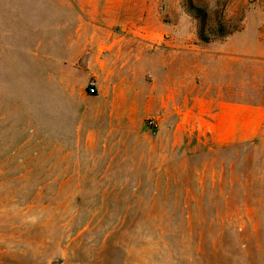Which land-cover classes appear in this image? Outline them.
<instances>
[{"label":"rangeland","instance_id":"1","mask_svg":"<svg viewBox=\"0 0 264 264\" xmlns=\"http://www.w3.org/2000/svg\"><path fill=\"white\" fill-rule=\"evenodd\" d=\"M120 1L102 74L0 0V264H264V0Z\"/></svg>","mask_w":264,"mask_h":264},{"label":"crops","instance_id":"2","mask_svg":"<svg viewBox=\"0 0 264 264\" xmlns=\"http://www.w3.org/2000/svg\"><path fill=\"white\" fill-rule=\"evenodd\" d=\"M76 1L73 3L76 12L74 27L65 33L73 38L68 40L66 51L54 57L63 73L65 64L79 63L92 73L106 74V64L111 61L114 48L119 42L112 37L123 33V28H119L129 18L121 13L120 0L113 5L106 0ZM123 30L132 36L142 35L144 31L140 26Z\"/></svg>","mask_w":264,"mask_h":264},{"label":"trees","instance_id":"3","mask_svg":"<svg viewBox=\"0 0 264 264\" xmlns=\"http://www.w3.org/2000/svg\"><path fill=\"white\" fill-rule=\"evenodd\" d=\"M189 8L194 12V15L196 17L201 16L200 23H199V32H198L199 38L203 41H208L210 39V37L204 32L205 31V23H204L205 11L200 7H195L194 5H190ZM217 28L219 30L221 28V25H218ZM220 30H222V29H220ZM209 32H211V31H209ZM212 32H214V31H212ZM215 32L212 35L213 37H216L218 35ZM220 32H222V31H220ZM222 34L223 33H220V35H222Z\"/></svg>","mask_w":264,"mask_h":264},{"label":"built area","instance_id":"4","mask_svg":"<svg viewBox=\"0 0 264 264\" xmlns=\"http://www.w3.org/2000/svg\"><path fill=\"white\" fill-rule=\"evenodd\" d=\"M96 81L94 79H90L87 83V89L90 93H94L96 91Z\"/></svg>","mask_w":264,"mask_h":264}]
</instances>
